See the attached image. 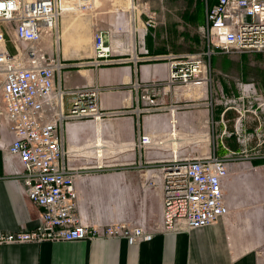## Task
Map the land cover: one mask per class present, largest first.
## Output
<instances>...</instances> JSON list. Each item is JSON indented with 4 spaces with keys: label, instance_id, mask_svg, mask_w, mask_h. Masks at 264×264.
Here are the masks:
<instances>
[{
    "label": "built area",
    "instance_id": "built-area-1",
    "mask_svg": "<svg viewBox=\"0 0 264 264\" xmlns=\"http://www.w3.org/2000/svg\"><path fill=\"white\" fill-rule=\"evenodd\" d=\"M92 3L93 0H0V25H3L0 27V95L4 104L0 106V128L5 119L14 136L8 153L21 162L19 175L25 192L41 209L39 226L32 230L21 228L0 232V247L95 238L125 239L130 245H138L154 238V234L143 227L112 225L104 228L89 225L78 216L76 181L86 175L88 169L70 164L64 134L72 123L126 115L123 111L104 112L99 88L77 86L67 90L62 87V82H67L68 69L122 63L111 60L112 31L94 32V58L91 61L70 64L71 61L61 55V17L65 12L72 15L88 11ZM65 5L68 6L66 10L63 9ZM138 8L145 9L141 5L135 7ZM147 17L146 27L154 28L155 15L148 14ZM203 31L208 51L200 55L170 54L167 57L170 88L198 86L206 90L212 82L209 79L211 64L206 59L210 60L218 53L261 55L264 70V0H217L206 12ZM117 44L122 49L125 47L124 43ZM134 47L136 50V45ZM139 49L141 54L149 57L144 45ZM214 92L218 94L211 89L209 99L214 98ZM237 93L216 101L227 106L225 112L234 110L237 113L233 130L224 129L221 137L235 135L241 146L240 152L229 151L227 155L219 156L214 149L197 156L173 155L162 166L164 233L205 228L228 216L223 182L229 175V165L264 160V89L255 82H237ZM142 98L148 104L156 105L149 94ZM210 105L214 109L213 104ZM186 107L176 106L173 111ZM206 107L209 108L208 102ZM250 118L256 122L252 133L247 128L252 121ZM152 145L149 135L139 137L137 147L140 152H146ZM252 151L255 153L249 154Z\"/></svg>",
    "mask_w": 264,
    "mask_h": 264
},
{
    "label": "crops",
    "instance_id": "crops-1",
    "mask_svg": "<svg viewBox=\"0 0 264 264\" xmlns=\"http://www.w3.org/2000/svg\"><path fill=\"white\" fill-rule=\"evenodd\" d=\"M101 1L93 0L92 7H99ZM216 3L217 0H213L212 6ZM67 7L65 5L63 9ZM134 9L133 0H128V7L117 9L113 28H116V24L122 27L121 24L127 22L125 12L133 14ZM63 16L64 20L60 24L61 55L71 61L70 64L93 58L82 56L81 50L83 41L91 35L89 24L70 21L66 12ZM139 40L141 41V37ZM145 41L149 57L141 54L137 46L136 50L133 47V52L139 58L133 54H125L123 52L126 51V46L122 49V46L113 42L115 52L111 60L122 63L66 71V74L73 76L71 80L62 82L63 88H99V100L104 112L123 111L127 116L117 122H113L115 117H110L101 121L72 123L64 134V141L70 153V164L75 168L88 169L85 172L87 174L76 181L79 195L77 212L85 223L91 222L89 214L101 215L96 218V222L104 223L116 222L122 214L142 215L148 202V182L157 178L158 223L155 233L151 232L154 234L153 240L138 245H130L127 240L118 238L5 245L0 247V264H264V160L241 161L229 165V175L223 182L229 207L228 216L205 228L175 233L162 231V172L149 170L145 173L143 169L162 167L171 160L172 152L199 151L203 154L208 142L204 134L209 126V112L208 109H203L206 103L202 102L209 100L212 88L216 91L215 88L224 87L228 94H235L237 82H211L206 90H201L198 86L174 90L167 82V57L170 54L187 53L169 52L164 47H157L152 35ZM249 56L251 55L229 56L218 53L212 56L211 66L218 76L227 71L228 63L232 61L244 76ZM150 58L157 60L150 61ZM258 69V73L264 71L261 63ZM158 79L161 82H156ZM255 83L264 89V80ZM146 93L154 98L156 105L143 100ZM176 106L187 107L173 111ZM234 118L233 112L219 111L214 119L223 131L228 125H233ZM172 119L177 130L171 135V139L166 140L164 138L170 131L167 125L171 124ZM177 131L186 136L196 134V142L191 141V138H177ZM143 134L152 138L153 145L138 160L140 172L103 173L100 169L103 164L117 165L115 159L106 161L97 157V154L102 156L104 149H111V146L103 143L104 136L118 147L134 150ZM13 140L10 127L3 119L0 128V232L17 231L21 228L32 230L40 224L41 209L28 198L19 175L22 170L21 162L8 153ZM229 151L239 152V145L234 140L225 138L221 140L218 155L225 156ZM189 155L182 153L180 156ZM133 162L130 164L135 165L137 161Z\"/></svg>",
    "mask_w": 264,
    "mask_h": 264
},
{
    "label": "rangeland",
    "instance_id": "rangeland-1",
    "mask_svg": "<svg viewBox=\"0 0 264 264\" xmlns=\"http://www.w3.org/2000/svg\"><path fill=\"white\" fill-rule=\"evenodd\" d=\"M134 6L137 5L143 6L145 9H134L133 14L125 12L127 15V22L125 24H116V28H113V19L116 17V10L117 9H124L128 7V0H102L99 7L89 9L88 11L82 12L80 14H68L69 16L67 19L70 21L76 20V22H83L89 24V29L91 32L90 38L84 40L82 43L81 50L83 51L82 56H93L94 52L92 49L93 44V35L94 32L97 30H103L105 32L112 31L113 34H123V35H114L113 38L116 39L114 42L117 43H124L125 44V54H133V47L136 46L139 48L141 46L146 47L147 38L151 35L155 39V43L157 47H164L169 52H179L183 51L187 54H203L206 52L208 48L207 38L205 36V32L203 31L206 12L209 7L212 6L213 0H133ZM123 12V11H122ZM148 14L155 15V25L154 28L146 27V22L149 20L147 17ZM133 20H132V16ZM64 20V16L60 20V24ZM144 26V27H143ZM3 27V25H0ZM134 28V32L132 33V29ZM62 30V28H61ZM128 31V32H127ZM144 32L145 34H142ZM12 37V33L8 35V39L10 40ZM141 37V41L139 38ZM112 44L113 39L111 38ZM138 43V44H137ZM130 46V47H129ZM147 48V47H146ZM148 50V49H147ZM175 55V54H174ZM91 59H84V61H91ZM83 61V60H82ZM208 63H212V59H206ZM263 61V57L261 55H251L247 58L246 66L244 72L246 73L244 76L241 75L239 69L237 68L236 64L230 61L228 64V69L226 72H222L220 75L216 76L214 70L211 66L209 79L212 82H263L264 71L262 73H258V65L260 67V63ZM87 68H76V69H68V70H85ZM66 70V71H68ZM71 76L73 74H66L67 80H71ZM262 78V79H261ZM261 79V80H260ZM214 88H212L213 90ZM218 91V94L214 92V98L209 99L207 102L209 103V108H206V104H204L203 109L209 112V116L207 119L208 122V129L207 132L204 134L206 135L207 139V148L203 150L202 153H209L213 152L214 149L216 153H220L221 148V140L225 138H229L230 140H234L237 142V137L235 135L231 137H221L222 130H220V124L217 123V120L214 119L216 115H218L219 111H225L227 106H224V103H221L223 100L222 97H232L236 96L237 93V86L235 94H228L224 87L215 88ZM211 92V89H210ZM218 95V96H217ZM232 95V96H231ZM211 96V95H210ZM221 101H216V99ZM226 102V99H225ZM206 103V102H202ZM213 104L214 109L210 104ZM195 104V103H194ZM0 106H4L1 95H0ZM235 114V118L233 121V125L230 127L227 126L228 132H231L234 128V122L237 119V113L234 110H229ZM119 116L115 117L113 122H117L119 119L126 117ZM106 119V118H105ZM251 120L253 118H250ZM169 127V133L166 134V140L172 138V134L175 133L177 130L176 125L174 123V119H172L171 124L167 125ZM256 127L255 121H250L248 123V130L250 133ZM225 129V128H224ZM223 129V130H224ZM178 137L184 138H191V141L196 142V134H189L183 135L182 132L179 134L177 131ZM165 140V141H166ZM190 140V139H189ZM105 142L106 145L111 146V149H104L102 152V156L99 157L100 160H109L115 159L116 166H107L102 165L100 169L103 173H111V172H123V171H134L130 172L132 174H137L140 172V168H138V160L140 161L141 157H143L144 152L139 151L137 144L134 146V150H127L118 145H115L111 142L109 138L106 136L103 137V143ZM253 145L255 144V140L252 141ZM121 144V142H119ZM239 145V152L241 151V146ZM177 155L180 156L182 153L190 154L191 156H196L200 154L199 151H177ZM166 154L169 152H165ZM255 151H252L249 154H254ZM189 155V156H190ZM243 157L242 155H240ZM173 157V155H172ZM135 160V161H134ZM143 160V158H142ZM136 162L135 165H131L130 163ZM133 162V163H134ZM162 167H154V168H144L145 173L149 170H157L158 172L161 170ZM116 170V171H115ZM158 180L157 178H153L148 182V189L147 196L148 202L146 204L145 213L142 215L136 214H122L119 215L118 220L113 223H104V222H96V218H100L101 215H88V219L91 222H87L89 225L97 226L102 224L104 228L110 226L116 227H123V228H133V227H143L150 232L155 233L156 225H157V187H158ZM150 229V230H149Z\"/></svg>",
    "mask_w": 264,
    "mask_h": 264
},
{
    "label": "bare ground",
    "instance_id": "bare-ground-1",
    "mask_svg": "<svg viewBox=\"0 0 264 264\" xmlns=\"http://www.w3.org/2000/svg\"><path fill=\"white\" fill-rule=\"evenodd\" d=\"M66 9H68V7H67V8H65L64 10H66ZM113 52H115V51H114V48H113ZM177 153H178V152H172V154H173V155H176V156H178V155H177ZM162 176H163V174H162Z\"/></svg>",
    "mask_w": 264,
    "mask_h": 264
},
{
    "label": "trees",
    "instance_id": "trees-1",
    "mask_svg": "<svg viewBox=\"0 0 264 264\" xmlns=\"http://www.w3.org/2000/svg\"><path fill=\"white\" fill-rule=\"evenodd\" d=\"M212 59V58H211ZM74 69H76V68H74ZM221 112H223V111H221Z\"/></svg>",
    "mask_w": 264,
    "mask_h": 264
}]
</instances>
